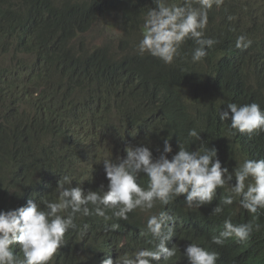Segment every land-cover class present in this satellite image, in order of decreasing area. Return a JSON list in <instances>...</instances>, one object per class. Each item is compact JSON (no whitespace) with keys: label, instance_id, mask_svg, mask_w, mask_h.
Segmentation results:
<instances>
[{"label":"trees","instance_id":"trees-1","mask_svg":"<svg viewBox=\"0 0 264 264\" xmlns=\"http://www.w3.org/2000/svg\"><path fill=\"white\" fill-rule=\"evenodd\" d=\"M153 7V0H0V211L57 199L64 175L85 193L101 185L107 191L102 161L123 159L129 146H146L156 159L168 140L171 159L180 142L190 151L203 143L217 149L229 170L228 154L233 157L238 145L218 113L230 102H255L264 110V0L214 4L205 35L219 43L195 63L192 40L171 64L138 54L143 18ZM94 32L118 37L95 47L86 37ZM242 34L252 40L247 49L236 47ZM191 128L201 132L199 141L189 140ZM260 150L263 155L251 159L264 158V141ZM43 180L51 183L40 196ZM147 181L141 173L139 182L146 187ZM226 194L218 189L216 199L199 209H188L184 195L161 208L176 212L183 226L174 236L177 256L154 264H189L184 249L192 242L219 253L217 264H264V215L254 218L234 203L212 216ZM159 207L134 210L126 221L78 216L77 229L89 225L86 235L70 229L51 264H101L148 247L146 216ZM228 216L234 223L253 221L260 230L247 242L215 245L211 237ZM112 224L120 227L112 230Z\"/></svg>","mask_w":264,"mask_h":264},{"label":"clouds","instance_id":"clouds-1","mask_svg":"<svg viewBox=\"0 0 264 264\" xmlns=\"http://www.w3.org/2000/svg\"><path fill=\"white\" fill-rule=\"evenodd\" d=\"M153 2L155 7L148 8L143 18L138 54L147 53L171 64L181 56L182 45L192 40L195 47L191 59L195 63L202 61L208 50L219 43L217 39L207 37L205 29L209 10L214 4L219 7L223 0H183L182 4L172 0ZM251 44L252 40L246 35L236 39L238 49H247ZM218 117L238 145L233 157L228 154L229 170L224 167L217 149L203 143L198 150L190 151L180 142L179 151L171 159L168 155L173 149L168 140L164 141L163 152L156 159L146 146H129L123 159L102 161L108 180L107 191L101 185L100 190L85 193L81 184L73 187L72 177L64 175L57 182V199L43 198L39 203L29 200L27 206L0 211V264H51L65 244V234L70 229H77L78 216L126 221L134 210L150 213L157 203L162 207L158 213L146 216L142 233L149 237V246L124 253L115 261L106 258L101 264H154L161 258L171 261L179 250L174 244V236L183 222L176 212L169 213L161 208H170L167 205L181 195L185 196L188 209H199L216 199L218 189H226L227 194L219 198L212 216L222 215L225 207L234 203L254 218L264 215V158L251 159L255 153L263 155L260 147L264 141V110L255 102L243 105L230 102L220 109ZM200 133L191 128L187 135L190 141L192 138L199 141ZM246 154L248 158L242 160ZM141 173L148 178L146 187L139 182ZM232 181H235L234 185ZM50 183L51 180H43L36 194L41 196L44 187ZM119 227V224L111 225L112 230ZM260 227L253 221L234 223L228 216L223 220L222 230L211 237V242L223 246L226 240L234 238L244 243ZM88 228L85 224L77 229L79 235H86ZM16 244L20 246L19 255L13 246ZM184 256L189 264H217L219 260V253L195 242L184 249Z\"/></svg>","mask_w":264,"mask_h":264},{"label":"rangeland","instance_id":"rangeland-1","mask_svg":"<svg viewBox=\"0 0 264 264\" xmlns=\"http://www.w3.org/2000/svg\"><path fill=\"white\" fill-rule=\"evenodd\" d=\"M87 39H89L90 41H92L93 45L95 47H98V46H101L106 40H116L117 37H118V33L115 32L111 35H101V36H98L94 33H91V34H88L86 35ZM110 156V155H109ZM111 158H113L115 161H117L118 159H120L119 156H110Z\"/></svg>","mask_w":264,"mask_h":264},{"label":"bare ground","instance_id":"bare-ground-1","mask_svg":"<svg viewBox=\"0 0 264 264\" xmlns=\"http://www.w3.org/2000/svg\"><path fill=\"white\" fill-rule=\"evenodd\" d=\"M16 250H19V248L16 246ZM20 251V250H19ZM22 255V254H21Z\"/></svg>","mask_w":264,"mask_h":264},{"label":"water","instance_id":"water-1","mask_svg":"<svg viewBox=\"0 0 264 264\" xmlns=\"http://www.w3.org/2000/svg\"><path fill=\"white\" fill-rule=\"evenodd\" d=\"M18 245V244H17ZM18 247L20 248V246L18 245ZM161 259H163V258H161Z\"/></svg>","mask_w":264,"mask_h":264}]
</instances>
